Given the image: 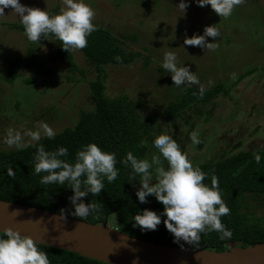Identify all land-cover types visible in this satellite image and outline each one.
Instances as JSON below:
<instances>
[{"label":"trees","instance_id":"obj_1","mask_svg":"<svg viewBox=\"0 0 264 264\" xmlns=\"http://www.w3.org/2000/svg\"><path fill=\"white\" fill-rule=\"evenodd\" d=\"M258 1L254 0L248 5L243 3L244 6L240 8L234 7L232 14L227 18L219 17L208 5L203 7L196 5L195 0H188L187 2L190 4H188L189 7L195 6V15L198 19L193 18V14L185 16L180 14L181 9L177 7L180 0H155L154 5L165 11V15L161 17L163 20L169 19L165 23L167 27L168 25L172 27L175 22H172L171 19H178L180 25L183 26L181 28L183 33L179 28L175 27V29L179 30V35L183 40L191 38L193 35H201L205 26L215 24L214 27L219 30L220 35L215 38V42L211 37L206 39L209 40V43L214 42L215 48H210V50L213 49L216 50L215 53H220L221 49H226L220 43L223 34L232 38L236 35L240 36L241 31L236 27L237 23L234 24V22L240 20L241 16L234 17L233 13H243L245 6L246 9L250 6L255 8L263 21L258 17L257 19L253 17V21L255 20L257 24L262 22L263 30L260 29L261 26L256 25L258 28L251 32L254 35L248 33L249 39H255V36H263L264 18H262V10L258 6ZM162 6H166V9L164 10ZM58 9V6L54 8L55 11ZM132 12L134 11L132 10ZM149 15H152V12ZM248 18L251 19V16ZM138 23L142 27L143 22L139 21ZM231 24H234L235 27L230 28ZM176 25H179V23ZM0 28L16 32L23 37L25 42V52L23 54L4 59L5 66L2 69L4 72L0 80L9 87H14L19 82L20 74L24 72H32L35 77V79L24 78L21 83L26 86H31L46 77L51 79L54 74L63 75L62 81L65 86L75 83L77 81L76 76L84 78L83 70L79 69L74 61L75 51L70 50L67 52L63 50L60 46L61 42L54 36L42 37L38 43H34L27 40L20 23L0 22ZM173 36L174 33L171 36L172 40L175 39ZM125 38L131 43L136 41L135 35L126 36ZM228 41L224 39V45L227 47ZM243 41L246 43L245 37ZM47 43H50L53 47V54L50 57L52 68H45L38 58V46ZM127 46L124 40H120L107 29L99 26L87 37V46L83 49H76L77 53H80L84 59L92 64V69L95 72V78L88 82L92 107L87 111L79 110L74 125L56 132L54 139L42 135L39 142H33L23 148L14 151L0 150V201L35 207L58 215L63 210L64 217L94 225H100L107 220L128 236L168 246L224 252L227 243H233L241 248L264 243V216L255 215L245 201L246 197H251L253 201H260L264 204V148L254 151L243 150L241 149L242 142H238L228 150H222L217 157H210L205 162L196 163L198 165H195L206 173L203 181L206 185L211 186L213 176L218 178L221 197L230 209L228 215L221 217V222L231 229V239L222 240L217 232L212 231L201 233L198 246L189 245L184 241H174L173 235L163 224L164 216H161V223L155 230H141L139 226H133V216L135 214L143 209L160 213L163 210V205L151 195L146 198L147 203H140L137 200L135 189L139 187V177L133 176L131 169L120 163L121 159L126 156L128 151H132L135 156L140 158L150 157V154L155 151L151 147L152 133L159 134L164 131L167 124H171L175 132L183 126L189 129V133L193 130L197 131L196 129L199 126L204 129L203 125L208 126L211 117L216 115L218 110H223L226 98L232 101L228 98L231 96L232 89L227 88V85L219 78L216 83H209L208 86H205L202 96L196 86H186L173 100L165 105L159 117L155 114L143 117L139 110L142 107V101L135 102L125 95L110 97L105 92L106 70L108 68L128 67L141 55L139 52H128ZM188 46L189 49L192 47V50L199 48V46L195 48L192 45ZM258 46L256 47L258 51L263 53L262 62L259 61L261 63L257 67L249 69L243 67L240 69L231 85L232 88L245 81L251 83L252 78H254L253 75L257 72L258 76L255 78L264 75V39ZM235 48H239V44H236ZM261 48L262 50H259ZM214 56L218 57V54ZM147 61H149L148 56L145 57V65H147ZM159 69L162 73H168L162 66H159ZM24 107H26L28 115L25 113ZM29 107L30 109H28ZM34 107L29 102H26L23 106L21 102L16 101L13 107L10 110L8 109V113L6 112L7 120L13 122V118L17 116L18 121L20 120L18 124L26 121L28 124H33L36 119L41 121L39 118L44 119L45 117L44 110L36 113L34 109L37 107ZM158 119L159 121L156 122ZM259 128L260 125H257L254 130L249 132L248 136H254ZM189 133L187 136H189ZM176 134L179 137L182 135L180 132ZM144 140L148 143L142 145L141 141ZM35 143L43 144L47 151H54L60 146L67 147L68 156L66 159L69 163L74 161L77 150L88 143H95L102 150L116 154L118 177L111 183H108L105 179V187L98 195L90 193L81 198L86 204L99 203L98 212L91 213L87 217L71 215L70 213L74 209L68 199L73 194L70 185L67 182L65 185L42 184L40 182V177L45 173H34L36 147L33 144ZM203 146L204 140L202 139L198 144V148H203ZM254 152L261 156L260 163H256L253 156ZM9 168L12 170V175L8 174ZM149 182L151 184L155 183L154 180ZM112 213H115V216ZM38 247L48 253L51 264H105L64 250L42 245H38Z\"/></svg>","mask_w":264,"mask_h":264},{"label":"rangeland","instance_id":"obj_2","mask_svg":"<svg viewBox=\"0 0 264 264\" xmlns=\"http://www.w3.org/2000/svg\"><path fill=\"white\" fill-rule=\"evenodd\" d=\"M253 1L244 0L243 3L248 5ZM19 2L28 7L46 9L53 13L59 12L64 7L63 0H19ZM85 2L94 9L93 23L96 27L100 26L107 29L113 36L124 40L128 45V52H139L141 54L128 67L108 68L106 70L105 92L107 96L125 95L135 102L142 101V107L139 109L141 116L148 117L155 114L159 117L165 105L186 87L184 85L177 87L173 84L170 73H162L159 69V66H162L165 52L172 51L176 54L178 62L181 65L185 64L198 77L199 83L194 85L197 88H200V86L205 88L209 83L214 84L220 79L227 85V88L232 89L231 96L228 97L232 101L226 98L223 110H218V113L211 117L208 126L203 125L204 129L200 126L196 129L200 140H204L203 148L199 149L198 144L191 143L189 136H187L189 129L186 126L175 132L172 125L167 124L164 131H162L167 132L178 142L181 150L187 154L188 159L195 163L193 165L203 163L210 157L219 156L222 150H228L238 142H242L241 149L243 150L254 151L264 148V75L255 78L258 76L257 72L253 75V83L245 81L235 85L234 88L231 87L240 69L243 67L247 69L257 67L262 62L263 53L258 51L256 47H259L258 45L264 39V34L262 37L255 36V39H249L248 37L249 34L254 35L251 32L258 26H261L260 29L263 30V21L255 8L250 6L246 9L245 6L243 13H233L234 17L241 16V19L234 22V24L237 23L236 27L243 35H236L232 38L221 33L222 40H220V43L226 49H221L220 53H215L216 50H205L202 47L194 50H192V47L189 49V46L184 44V40L181 39L179 30L175 29L176 27L181 30L183 26L180 25L178 19H171L172 22H175L172 27L170 25L167 27L165 23L169 19H162L161 16L165 15V11L154 5L155 0H85ZM258 2V6L262 10V18H264V0ZM192 3L194 4L193 1ZM243 3L236 7H243ZM145 4L147 5L144 6ZM56 6L59 7L57 11L54 10ZM165 7L162 6L164 10ZM188 7L184 13L181 10L180 14L183 16L193 14V18H197L194 10L195 6ZM150 12H152V15H149ZM174 13L176 12L174 11ZM4 14L0 16V22L19 23L18 17L11 8H6ZM249 16H251V19L248 18ZM253 17L256 19L258 17L262 21L261 24L259 22L257 24L255 20L253 21ZM139 21L143 22L142 27L138 23ZM177 23L179 25H176ZM234 24H231L230 28L235 27ZM181 31L183 33V30ZM173 33L174 40L171 39ZM131 35L136 36L134 43L125 38ZM244 37L246 43L243 41ZM224 39L225 41L229 40L228 47L224 45ZM207 41L209 42V40ZM236 44H239V48H235ZM195 47L193 46V48ZM24 48L25 42L21 35L6 28H0V79L4 72L2 70L5 66L4 59L23 54L25 52ZM259 50H262V48ZM73 51H75L74 61L77 67L83 70L84 78L76 76L77 81L71 85H64L63 75L61 74H54L51 79L46 77L31 86H26L21 81L24 78L35 79L32 72L20 74L19 82L14 87H9L0 80V150L14 151L18 149L14 146L9 147L4 142L9 129H14L22 134L25 146L32 144L33 142L24 133L28 129L37 130L40 122L36 119L33 124H28L27 121L18 124L20 120L18 121L17 116L13 118L14 123L9 122L7 120L8 109L10 110L16 101L21 102L23 106L26 102L31 103L32 106L37 107L34 109L36 113L44 110L45 117L44 119L39 118V120L46 122L55 132H59L66 127H72L77 120L79 110L87 111L91 109L92 101L88 82L95 78V72L88 60L84 59L76 50ZM52 54L53 47L50 43L38 46V58L45 68H52L50 61ZM217 54L218 57L214 56ZM146 56L149 57L147 65H145ZM24 109L26 110V107ZM27 112L26 110L25 113ZM158 121L159 119L156 122ZM257 125H260L261 129L259 128L254 136L249 137V132L254 130ZM178 132L182 133L181 137L175 135ZM42 135L43 132H41ZM245 201L255 215L264 216V204L262 202H255L251 197H246ZM107 225L115 228L110 221Z\"/></svg>","mask_w":264,"mask_h":264},{"label":"clouds","instance_id":"obj_3","mask_svg":"<svg viewBox=\"0 0 264 264\" xmlns=\"http://www.w3.org/2000/svg\"><path fill=\"white\" fill-rule=\"evenodd\" d=\"M244 0H195L203 7L208 5L219 17H229L234 7ZM64 7L53 13L46 9L22 5L19 0H0V16L4 10L11 8L23 27L24 35L29 42L38 43L42 37L54 36L59 40L63 50L83 49L87 46V37L96 30L93 23L94 9L85 0H63ZM184 13L188 7L187 0H180L177 5ZM215 25V24H214ZM214 25L205 26L203 34L185 38L184 44L213 48L215 38L220 33ZM214 42L209 43L206 38ZM162 68L170 73L173 84L177 87L198 84V77L189 68L178 62L174 52H165ZM205 88L200 86L199 94H204ZM41 132L49 139H54L56 132L46 122L40 121L37 130L28 129L27 135L32 142L41 140ZM151 147L155 149L150 157L140 158L128 151L120 163L131 169L133 176L139 177V187L135 195L140 203H147L151 195L163 205V210L157 213L143 209L133 216V226L141 230H155L161 223L173 235L174 241H184L192 246H198L201 233L215 231L219 238L231 239L232 231L221 222V217L229 214L230 209L221 197L218 178H211V186L203 183L206 173L199 166H194L180 145L167 132L152 133ZM192 144L200 143L199 133L195 130L189 133ZM4 142L9 147L25 146L20 132L9 129ZM146 140L141 144H147ZM34 173H45L40 177L42 184L65 185L72 189L68 198L73 216L87 217L98 212L99 203H84L81 199L88 194L98 195L104 189V180L113 182L119 174L116 168V154L104 151L95 143L83 145L75 154L74 161L69 163L67 147L60 146L54 151H47L43 144L35 143ZM256 163L261 156L253 153ZM8 174L12 175L11 168ZM155 183L149 184V181ZM115 216V213H112ZM60 218L63 220L64 211ZM107 221V220H106ZM108 223V221H107ZM118 229V228H117ZM0 264H51L46 251L40 250L38 242L9 227L0 230Z\"/></svg>","mask_w":264,"mask_h":264},{"label":"water","instance_id":"obj_4","mask_svg":"<svg viewBox=\"0 0 264 264\" xmlns=\"http://www.w3.org/2000/svg\"><path fill=\"white\" fill-rule=\"evenodd\" d=\"M151 184V182H149ZM9 227L38 245L105 264H264V243L241 248L226 244L212 252L168 246L128 236L107 225L89 224L35 207L0 201V230Z\"/></svg>","mask_w":264,"mask_h":264}]
</instances>
